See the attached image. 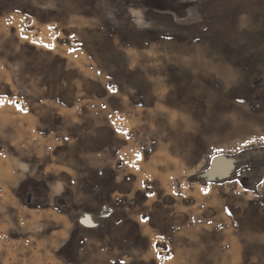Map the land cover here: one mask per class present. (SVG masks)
Returning a JSON list of instances; mask_svg holds the SVG:
<instances>
[{"label": "rangeland", "instance_id": "374dc122", "mask_svg": "<svg viewBox=\"0 0 264 264\" xmlns=\"http://www.w3.org/2000/svg\"><path fill=\"white\" fill-rule=\"evenodd\" d=\"M0 264H264V0H0Z\"/></svg>", "mask_w": 264, "mask_h": 264}, {"label": "bare ground", "instance_id": "6f19581e", "mask_svg": "<svg viewBox=\"0 0 264 264\" xmlns=\"http://www.w3.org/2000/svg\"><path fill=\"white\" fill-rule=\"evenodd\" d=\"M226 158V157H225ZM214 160V159H213ZM230 162H228L226 159H222L220 157H217L214 161L213 168L211 171H209V177L214 178H221L224 177L229 170L232 168L229 165ZM236 163V162H235ZM234 166V165H233ZM231 168V169H230ZM228 175V174H227Z\"/></svg>", "mask_w": 264, "mask_h": 264}, {"label": "snow or ice", "instance_id": "6c2138e0", "mask_svg": "<svg viewBox=\"0 0 264 264\" xmlns=\"http://www.w3.org/2000/svg\"><path fill=\"white\" fill-rule=\"evenodd\" d=\"M46 47H52L51 45H46ZM20 110H23L22 108L20 109ZM139 155V154H138ZM140 158H142V157H140Z\"/></svg>", "mask_w": 264, "mask_h": 264}]
</instances>
